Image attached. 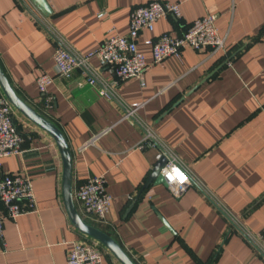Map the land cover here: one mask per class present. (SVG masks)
<instances>
[{
  "label": "crops",
  "instance_id": "obj_1",
  "mask_svg": "<svg viewBox=\"0 0 264 264\" xmlns=\"http://www.w3.org/2000/svg\"><path fill=\"white\" fill-rule=\"evenodd\" d=\"M146 1L46 0L51 11L45 17L74 50L86 53L110 33L125 34L130 10ZM163 1L179 2L180 18L159 17L152 31L139 33L136 45L148 64L143 85L125 79L108 98L84 83L78 69L57 76L54 41L26 0H0V69L17 97L61 132L78 216L114 240L133 264H263L237 226L264 229V0ZM207 12L216 15L223 50L183 47L179 57L151 62L145 39L179 35ZM89 65L99 80L111 83L96 59ZM40 73L53 77L44 92L35 84ZM134 102L140 103L136 118L202 189L192 184L174 197L160 183L144 185L158 149L135 148L142 130L122 117L123 106ZM12 120L20 152L2 158L1 167L29 178L35 211L3 219L0 264H63L76 240L97 245L100 264H121L69 220L53 138L16 109ZM99 174L111 196L102 222L85 214L74 196L86 177Z\"/></svg>",
  "mask_w": 264,
  "mask_h": 264
},
{
  "label": "built area",
  "instance_id": "obj_2",
  "mask_svg": "<svg viewBox=\"0 0 264 264\" xmlns=\"http://www.w3.org/2000/svg\"><path fill=\"white\" fill-rule=\"evenodd\" d=\"M26 1L31 6L30 10L39 25L54 41L52 59L57 76L68 77L72 70L78 69L84 76V83L95 86L98 95L108 98L112 97L113 88L118 82L125 79L134 78L140 85H143V72L148 64L136 45V39L141 30L152 31L154 22L159 17L171 15L174 18H180L179 2L147 0L130 10L128 29L125 34L110 33L93 50L79 53L66 42L65 38L30 0ZM215 18L214 13L207 12L194 18L179 35L163 32L154 38L145 39L143 44L149 48L151 62L160 64L168 56L179 57L183 47L193 50L207 48L211 53L223 50V39L217 34ZM91 58L96 59L100 67L107 69L112 76L110 84L97 78L95 71L89 65ZM52 81L53 77L48 74H38L35 78L37 91L44 92L45 87ZM139 105L140 103L135 102L125 105L122 112L123 118L132 120L142 130L135 148L148 146L158 149L156 159L159 160L162 157L165 159L159 175L172 196L178 197L187 186L192 184L202 189V185L189 174L178 157L151 127L136 118L134 112ZM13 111L14 108L0 93V205L3 209V214H0V240L3 219L14 220L21 213L35 211L34 195L29 178L18 173L6 172L1 167L2 158L20 152V137L12 120ZM103 132L90 137L85 145H92ZM181 177L184 179L181 180ZM74 196L85 214L93 216L99 222L104 220L111 204V196L105 189V181L101 174L86 177L77 186ZM237 229L261 257L264 264V229L259 232H251L243 226H237ZM100 263L101 251L97 245L76 240L71 242L63 264Z\"/></svg>",
  "mask_w": 264,
  "mask_h": 264
},
{
  "label": "water",
  "instance_id": "obj_3",
  "mask_svg": "<svg viewBox=\"0 0 264 264\" xmlns=\"http://www.w3.org/2000/svg\"><path fill=\"white\" fill-rule=\"evenodd\" d=\"M32 4L44 15L50 13V8L46 0H30ZM0 89L4 97L11 104V106L20 112L26 119L34 123L36 126L47 132L54 140L61 157L62 162V178H61V194L63 199V205L67 216L71 223L83 234L97 240L103 246H105L121 264H133L128 256L121 250V248L112 240L109 236L99 231L98 229L87 225L78 216L74 209L71 190H70V175H71V159L69 155L68 148L64 141L61 132L50 122L45 120L30 107H28L17 95L14 93L13 89L9 85L5 76L0 69ZM165 163V159L160 158L156 164L153 166L148 178L145 181V186L150 183H160L164 186L165 182L159 175V170Z\"/></svg>",
  "mask_w": 264,
  "mask_h": 264
},
{
  "label": "snow or ice",
  "instance_id": "obj_4",
  "mask_svg": "<svg viewBox=\"0 0 264 264\" xmlns=\"http://www.w3.org/2000/svg\"><path fill=\"white\" fill-rule=\"evenodd\" d=\"M184 178L183 177H181V180H183Z\"/></svg>",
  "mask_w": 264,
  "mask_h": 264
}]
</instances>
